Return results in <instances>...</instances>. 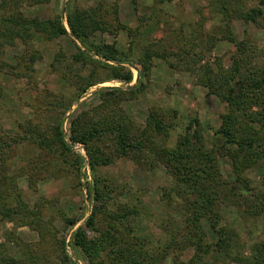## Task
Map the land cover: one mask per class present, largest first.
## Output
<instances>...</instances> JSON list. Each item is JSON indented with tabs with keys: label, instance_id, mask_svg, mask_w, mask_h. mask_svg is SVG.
I'll list each match as a JSON object with an SVG mask.
<instances>
[{
	"label": "rangeland",
	"instance_id": "obj_1",
	"mask_svg": "<svg viewBox=\"0 0 264 264\" xmlns=\"http://www.w3.org/2000/svg\"><path fill=\"white\" fill-rule=\"evenodd\" d=\"M157 1L73 0L71 6L77 10L92 8L95 11L102 6L103 11L108 13L104 17L107 28L95 32L91 38L95 44L114 45L127 52L133 41H136V33L140 32L142 41L134 52L136 57H140L144 47L152 54L148 42H163L167 48L164 52L167 60L152 56L149 83L144 92L137 99L121 95L124 97L123 102L113 99L107 110L120 109L127 115L134 127L130 133L135 135L144 127L149 112L158 114L164 124L170 126V130L166 138L155 140V145L172 149L185 127L193 120L198 121L206 139L212 130L219 128L220 118L226 113L227 106L217 97L207 95L205 88L198 83L197 69L205 62L212 66L229 67L235 47L219 40L218 30H222L225 24L213 0H174L161 5ZM70 2L50 0L48 4L23 7L21 10L25 17L38 20L60 14L62 24L69 32L65 18ZM253 6L256 3L246 4V8ZM229 22L237 43H253L264 48V13L255 26L246 25L233 16ZM195 28L217 39L214 43L202 36V60L197 61L195 58L198 64L194 60L188 62L184 54L170 59V51H175L172 43L174 38H190ZM74 43L80 46L75 40ZM183 49L186 51L188 47ZM1 50L0 61L13 67L22 55L38 53L30 78H15L0 73V132L10 145L0 153V184L8 185L14 209L25 210V216L35 215L41 226L44 225L40 235L38 230L24 226V221L8 222L0 219V245L7 256L18 261L26 260V264H63L61 256L64 248L73 264H88L87 256L78 248H73L70 239L77 228H86L85 222L92 215V210L102 205L100 200L95 199L96 196H102L100 199L105 200L101 206L105 213H97L95 221L98 231H88L90 239L96 241L100 238L101 241L108 229L107 218L110 216L108 221L112 222L114 214H121V206L135 205L140 207L141 215L136 227H133L134 232L128 234L132 237H147L154 243L161 237L160 223L169 216L160 201V189L171 183L164 166L147 153L148 148L142 156L134 152L119 156L117 142L106 138L100 144L103 146L101 149L97 142H91L100 153L94 157L96 152L92 150L93 147L88 148L71 140L72 130L87 133L91 129L93 110L101 101L96 94L99 89L118 88L126 91L127 87L137 86L136 70L129 64L124 65L131 69L132 81L129 85L106 81L89 88L75 100V81L71 75L66 78L63 76L66 65H71V57L76 53L69 39L62 37L46 42L36 37L28 47L20 46L16 41L2 46ZM56 55H63V59L52 69L49 65L54 62ZM85 71L83 74L88 72L87 69ZM101 77L105 78L104 75ZM108 116L102 117L111 118ZM28 127L34 130L25 131ZM58 129L62 132L64 143L70 147L69 152L64 151L58 143H53ZM30 135L45 138V145L50 149L41 147L38 144L40 141L30 140L33 139L31 137L27 139ZM14 139L20 144L13 142ZM221 165L224 175H229V166ZM249 178L258 184L262 173L255 169L249 173ZM227 214V220L238 228L247 251L251 244L259 240L260 228H246L236 219L235 213ZM70 220L78 221L73 228L67 223ZM27 221L30 222L29 219ZM121 233L128 236L127 229ZM97 243L106 246L103 242ZM150 248L151 244L148 246ZM100 255L95 261L99 264H108L114 256L108 249ZM191 255L192 252L187 251L184 257L189 259ZM165 264H170V260Z\"/></svg>",
	"mask_w": 264,
	"mask_h": 264
},
{
	"label": "trees",
	"instance_id": "obj_2",
	"mask_svg": "<svg viewBox=\"0 0 264 264\" xmlns=\"http://www.w3.org/2000/svg\"><path fill=\"white\" fill-rule=\"evenodd\" d=\"M70 1L65 18L67 32L60 14L38 20L29 19L22 13L23 7L48 4L50 0H0V54L2 46L14 44L16 41L20 46L28 47L36 37L46 42L66 37L73 44L76 53L71 57V65H66L63 76L66 78L71 75V79L75 81V100L89 88L106 81L129 85L132 81L131 69L124 66L129 64L138 74L137 86L127 87L126 91L118 88L99 89L96 94L101 101L93 110L91 129L87 133L72 130L71 140L88 148H92L91 142L95 141L101 149L103 140L112 139L117 142L119 156L133 152L142 156L148 148L147 153L164 166L171 178L170 186L160 189V201L169 216L160 223L161 237L154 243L147 237H132L128 234L134 232L133 227H136L141 215L140 207L135 205L121 206V214H114L112 217L113 223L108 221L110 216L107 218L108 229L101 241L100 238L96 241L90 239L88 231H98L96 215L99 212L105 213L101 207L105 200L100 199L102 196H96L95 199L100 200L102 205L92 210V215L85 222V229L77 228L71 235L70 245L87 256L88 264H99L95 261L107 249L114 255L108 264H165L167 260H170V264H264V48L261 49L253 43H237L232 36L229 22V18L233 16L246 25H258V19L264 13V0H213L218 14L223 17L222 23L225 24L222 30H218L219 40L234 45L235 53L229 67L212 66L205 62L198 67L197 76L199 85L205 88L207 95L224 102L227 111L220 118L219 128L212 130L207 139L198 121H191L172 149L155 145V140L166 138L170 130V126H166L158 114L149 112L144 127L135 135L130 133V129L134 127L127 115L120 109L107 110L113 99L123 102L124 97L121 95L137 99L144 92L149 83L152 56L167 60L164 53L167 48L163 46V42H148L153 55L144 47L140 57H136L134 53L142 41L140 32L136 33V41H133L127 52L114 45L95 44L91 38L95 32L107 28L104 17L108 13L103 11L102 6L96 11L92 8L77 10L71 6L73 0ZM173 1L159 0L156 3L161 5ZM248 2H254L256 6L246 8ZM202 36L214 43L217 40L195 28L188 40L183 37L174 38L172 43L175 51H170V59L184 54L188 62L194 60L197 63L202 60ZM182 40L184 42L181 44ZM181 47L188 49L184 51ZM37 59L36 51L22 55L14 67L0 61V73L15 78H30ZM62 59L63 55H56L49 67L55 69V64ZM85 69L88 72L83 74ZM105 115H110L111 118H103ZM30 130L34 128L28 127L25 131ZM54 138V144L58 143L64 151L69 152L70 147L64 143L59 129ZM27 139L40 141L38 144L41 147L50 149L45 145V138L30 135ZM6 140L0 132V153L4 147L10 146ZM13 142H16L15 139ZM92 150L96 152L94 157L100 155L97 147ZM1 156L0 154V161ZM221 164L229 166V175H224ZM1 167L3 169L2 165ZM255 169L262 173L261 182L258 184L249 178V173ZM227 212H232L233 215L235 213L236 219L246 228H260L259 240L251 244L247 251L238 228L227 220ZM25 214V210L14 209L8 185L1 183L0 219L8 222L24 221V226L38 230L41 235L44 225L41 226L40 221L34 218L35 215L32 217ZM77 222L67 221L71 228ZM125 229L128 236L121 233ZM97 242H103L106 246ZM150 244L151 248L148 249ZM187 251L192 252L189 259L184 257ZM61 260L63 264H73L64 248ZM27 262L8 257L0 245V264Z\"/></svg>",
	"mask_w": 264,
	"mask_h": 264
}]
</instances>
